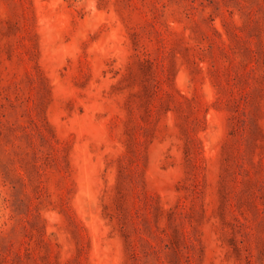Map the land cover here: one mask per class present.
<instances>
[{
  "label": "rangeland",
  "instance_id": "obj_1",
  "mask_svg": "<svg viewBox=\"0 0 264 264\" xmlns=\"http://www.w3.org/2000/svg\"><path fill=\"white\" fill-rule=\"evenodd\" d=\"M0 264H264V0H0Z\"/></svg>",
  "mask_w": 264,
  "mask_h": 264
}]
</instances>
